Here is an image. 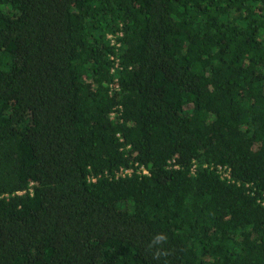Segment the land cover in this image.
I'll use <instances>...</instances> for the list:
<instances>
[{"label": "trees", "instance_id": "obj_1", "mask_svg": "<svg viewBox=\"0 0 264 264\" xmlns=\"http://www.w3.org/2000/svg\"><path fill=\"white\" fill-rule=\"evenodd\" d=\"M263 200L264 0H0V264H264Z\"/></svg>", "mask_w": 264, "mask_h": 264}, {"label": "built area", "instance_id": "obj_2", "mask_svg": "<svg viewBox=\"0 0 264 264\" xmlns=\"http://www.w3.org/2000/svg\"><path fill=\"white\" fill-rule=\"evenodd\" d=\"M122 36H123L122 33H119L118 37L120 38ZM118 37H115L113 35H109V37H108L109 40L111 41V44L113 46H115V48L117 49V51L121 47V42L118 41ZM111 59L114 60L115 59V56H111ZM117 69H119L118 63H116L115 68L112 69V73L116 72ZM111 87H113V85H111ZM119 89H120L119 88V85H117L116 88H115V91H118ZM115 114H116L115 112L112 113L111 114V117L112 118H115V116H116ZM144 173L147 174L148 172L147 171H144ZM129 174H131V171L130 170H128V169H121L120 172L117 174V177L118 176H123L124 177V176L129 175ZM225 175L226 176H229L228 173H226ZM262 204L264 205V200L262 201Z\"/></svg>", "mask_w": 264, "mask_h": 264}]
</instances>
